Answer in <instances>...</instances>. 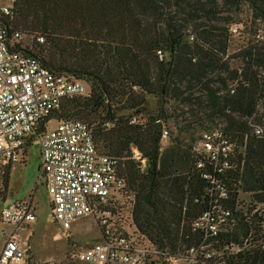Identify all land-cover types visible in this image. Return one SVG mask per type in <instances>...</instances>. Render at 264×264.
Here are the masks:
<instances>
[{"label":"trees","instance_id":"trees-1","mask_svg":"<svg viewBox=\"0 0 264 264\" xmlns=\"http://www.w3.org/2000/svg\"><path fill=\"white\" fill-rule=\"evenodd\" d=\"M246 6L252 22L264 25V0H17L11 21L15 29L45 38L34 56L58 74L84 81L89 94L66 100L41 125L51 120H76L93 128L98 150L119 157L126 188L120 202L128 204L136 233L145 236L167 256L185 252L201 242L190 230L192 218L204 209L196 198L205 182L196 171L193 144L178 137L160 152L161 124L168 118L167 100L188 107L195 123L222 118V129L241 154L237 171L229 172L230 207L237 197L236 183L257 201H264V132L252 134L248 125L260 89L264 90V40L234 53L240 73L231 69L233 44L228 15ZM9 24L8 19H1ZM159 54L162 57H159ZM234 83L233 94L228 92ZM199 89L202 97H195ZM148 97L160 102L157 115L141 125L133 117L146 112ZM126 114H120L121 112ZM259 122V121H258ZM105 123L112 124L109 129ZM189 126V125H188ZM217 127H208L213 129ZM180 132L187 131L179 127ZM136 147L146 168L130 157ZM237 165V166H238ZM10 171L2 177L7 190ZM185 207V213L183 208ZM245 236L247 229L239 232ZM239 234L225 233L221 242H236ZM98 242V241H97ZM219 264H264V248L252 243Z\"/></svg>","mask_w":264,"mask_h":264},{"label":"built area","instance_id":"built-area-1","mask_svg":"<svg viewBox=\"0 0 264 264\" xmlns=\"http://www.w3.org/2000/svg\"><path fill=\"white\" fill-rule=\"evenodd\" d=\"M16 3L17 0H0L1 183L6 171L24 164L27 146L34 145L39 149V180L45 182L53 221L69 230L78 219L91 217L99 230L98 242L73 254L75 261L170 264L172 258L136 233L130 210L125 211L124 202L118 203L126 188L125 178L119 172L121 159L98 150L93 128L81 121L57 120L53 129L49 130L47 123L40 130L66 100L87 96L89 90L82 81L51 71L34 56L38 47L46 46L45 38L13 27ZM1 19H8L9 24ZM259 30H256V42L264 40ZM230 33H239L236 23L230 26ZM155 122L161 124L159 151L163 152L169 131L161 120ZM142 123L137 117L129 121L131 125ZM104 126L109 129L112 124ZM252 134L261 137L263 130L253 127ZM130 151V158L142 169L146 168L141 152L134 146ZM193 153L197 159L196 171L206 186L204 196L194 201L203 203L204 209L190 222L191 232L200 235L201 242L183 252L184 257L196 264L200 254L205 263L215 258L212 251H219L223 260L252 243L264 248V201L255 198L253 203L242 201L241 193L252 194L244 192L238 181L234 207L229 206L231 193L225 180L229 172L240 168L237 160L241 152L236 143L222 128L208 129L195 141ZM34 211L32 198L11 202L0 210L1 221L13 228L0 251V264H26L28 248L18 243L15 233L35 221ZM239 227L247 229L245 236L239 233ZM231 232L239 234L236 242L220 241L223 234Z\"/></svg>","mask_w":264,"mask_h":264},{"label":"rangeland","instance_id":"rangeland-1","mask_svg":"<svg viewBox=\"0 0 264 264\" xmlns=\"http://www.w3.org/2000/svg\"><path fill=\"white\" fill-rule=\"evenodd\" d=\"M228 16L236 23L239 31V33L233 35V44L229 50L228 55L231 57L230 67L240 73L243 63L233 57L234 53L241 51L250 44H255L256 30L260 29L258 31L259 35H264V25L260 22H252L251 13L246 6H243L240 12ZM254 71L260 73L261 76L264 75L260 68L255 67ZM82 82L89 90V85L84 81ZM234 85V83H229L227 88L229 93ZM193 95L202 97L198 88L193 91ZM255 98L256 104L251 111V117L247 120L248 125L250 127L259 126L264 132V90L262 91V88ZM159 107L160 102L157 98L148 97L146 112L137 118L140 122H146L149 116L157 115ZM163 109L168 115L165 120V126L169 131V139L165 142L162 153L174 145L177 137L186 144L194 143L203 131L208 130L206 128H222L224 124L222 118H216L213 123L205 122L203 127L199 126L188 114V107L179 101L167 100ZM126 113L123 111L120 114ZM56 124L57 120H51L48 122L47 128L49 130L53 129ZM179 127H184L187 131L180 132L178 130ZM40 164L38 147L34 145L27 146L24 164L16 165L11 170L9 189L4 190L0 181V198L3 200L7 198L6 202L0 200V210L11 202L28 200L30 197L33 199L35 221L24 225L15 233L18 243L24 248H28L26 264H86L75 261L72 256L82 248L91 246L99 240L100 234L97 225L91 217H87L78 219L69 230H64L53 221L50 210V198L45 188V182L43 179L39 180ZM240 198L244 202H249L250 200L252 203L254 199L252 195L243 193H241ZM123 204L124 206L126 205L125 203ZM126 206L125 211L129 209ZM12 229L11 226L4 224L0 219V251L6 236L11 233ZM219 254V251H212V255L215 258L213 257L214 259L205 263L199 254L196 264H219L222 260ZM184 256L183 253H180L172 257L167 256V258H172L170 264H194Z\"/></svg>","mask_w":264,"mask_h":264},{"label":"crops","instance_id":"crops-1","mask_svg":"<svg viewBox=\"0 0 264 264\" xmlns=\"http://www.w3.org/2000/svg\"><path fill=\"white\" fill-rule=\"evenodd\" d=\"M18 165H23V164H18ZM12 170V169H11ZM11 170H10V175H11ZM8 189H9V183H8ZM30 198H32V197H30ZM7 198H5L4 200L3 199H1V200H3L4 202H6L7 200H6ZM18 201V200H17Z\"/></svg>","mask_w":264,"mask_h":264}]
</instances>
